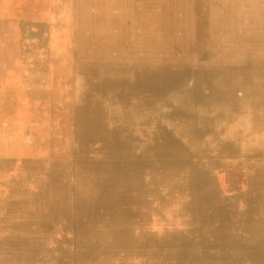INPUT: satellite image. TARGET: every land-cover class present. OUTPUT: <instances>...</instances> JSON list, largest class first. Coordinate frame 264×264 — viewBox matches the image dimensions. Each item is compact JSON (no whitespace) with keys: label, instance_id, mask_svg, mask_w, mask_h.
I'll list each match as a JSON object with an SVG mask.
<instances>
[{"label":"rangeland","instance_id":"374dc122","mask_svg":"<svg viewBox=\"0 0 264 264\" xmlns=\"http://www.w3.org/2000/svg\"><path fill=\"white\" fill-rule=\"evenodd\" d=\"M0 264H264V0H0Z\"/></svg>","mask_w":264,"mask_h":264},{"label":"trees","instance_id":"16d2710c","mask_svg":"<svg viewBox=\"0 0 264 264\" xmlns=\"http://www.w3.org/2000/svg\"><path fill=\"white\" fill-rule=\"evenodd\" d=\"M232 190V189H231Z\"/></svg>","mask_w":264,"mask_h":264}]
</instances>
